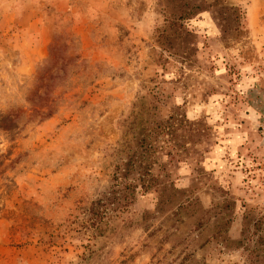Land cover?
Returning <instances> with one entry per match:
<instances>
[{
	"label": "rangeland",
	"instance_id": "obj_1",
	"mask_svg": "<svg viewBox=\"0 0 264 264\" xmlns=\"http://www.w3.org/2000/svg\"><path fill=\"white\" fill-rule=\"evenodd\" d=\"M0 264H264V0H0Z\"/></svg>",
	"mask_w": 264,
	"mask_h": 264
},
{
	"label": "trees",
	"instance_id": "obj_2",
	"mask_svg": "<svg viewBox=\"0 0 264 264\" xmlns=\"http://www.w3.org/2000/svg\"><path fill=\"white\" fill-rule=\"evenodd\" d=\"M128 166V168H126V170L121 171V169L119 170L118 167V171L116 173V175L114 176V179L116 181V183H118L119 180H123L124 178L127 177V175L129 174V172L131 170H129V167L131 165H137L138 167L140 166L138 163H132L130 161L127 162L126 164ZM151 166V164L149 163L148 165L146 164L144 166V173H140V175L138 177H133L132 180H138L140 181V187L147 189V187H144V183L145 182V174L148 173L149 171V167ZM120 171V173H119ZM152 177H150L149 179H151ZM142 182V183H141ZM137 188V184L135 185L134 183H125L123 184V186L121 188H115L112 187L110 189V191L106 194L104 201L99 199L98 201H96L94 203V205H98L101 204V206H103L104 208H106V202L108 201V203H116V206L114 207L115 209H117L120 206H124L127 205L129 203H131L134 199V195H135V189ZM155 191H160L162 192L163 190H160L159 188H155Z\"/></svg>",
	"mask_w": 264,
	"mask_h": 264
}]
</instances>
